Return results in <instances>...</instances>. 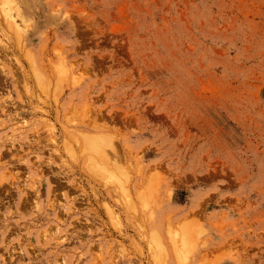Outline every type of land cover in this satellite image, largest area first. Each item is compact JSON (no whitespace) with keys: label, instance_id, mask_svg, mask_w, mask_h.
Here are the masks:
<instances>
[{"label":"rangeland","instance_id":"1","mask_svg":"<svg viewBox=\"0 0 264 264\" xmlns=\"http://www.w3.org/2000/svg\"><path fill=\"white\" fill-rule=\"evenodd\" d=\"M175 240L264 264V0H0V264H180Z\"/></svg>","mask_w":264,"mask_h":264},{"label":"bare ground","instance_id":"2","mask_svg":"<svg viewBox=\"0 0 264 264\" xmlns=\"http://www.w3.org/2000/svg\"><path fill=\"white\" fill-rule=\"evenodd\" d=\"M6 14V13H5ZM7 18L9 19V18H11V16H8L7 15ZM12 23H13V21H12ZM12 26H13V24H12ZM14 27V26H13ZM37 74V73H36ZM35 74V75H36ZM39 74V73H38ZM38 76V75H37ZM37 81L39 82V84L40 85H42V88H46L47 87V85H48V83L46 82V80H44V78L43 77H38L37 78ZM44 86V87H43ZM50 86V85H49ZM85 136V135H84ZM84 136L82 137L83 138V140L85 141V144H86V148L88 147V149H90V151L92 150V151H94L97 155H100L99 157H103V151H104V147H105V145H109V140L107 139V138H105L104 136H99V137H96V136H94V135H91V134H89V135H87V136H85V139H84ZM69 146V145H68ZM73 154H74V151L72 152ZM71 152H70V154H72ZM94 153V154H95ZM102 160V159H101ZM103 160H104V157H103ZM102 160V162H104V163H102V164H106L105 163V161H103ZM108 162V161H107ZM99 164V163H98ZM101 164V163H100ZM101 164V165H102ZM98 166V165H97ZM94 167V168H98L99 167V169H100V171L102 170V171H104V173L105 174H108L107 172H109V171H107L109 168H110V166L106 169L105 167H106V165H102V166H98V167ZM107 166H108V164H107ZM93 168V169H94ZM103 168V169H102ZM98 169V170H99ZM96 173V172H95ZM103 173V175L105 176V174ZM117 173V172H116ZM97 174H99L98 172H97ZM119 174V173H118ZM102 175V174H101ZM114 176H116L115 178H118L117 177V175H115V172H112V173H110V177H112L113 179H114ZM106 177H108V176H106ZM111 178V179H112ZM120 178V177H119ZM117 179L118 181L120 180V181H122L121 180V178L120 179ZM112 179V180H113ZM114 180H116V179H114ZM119 181V182H120ZM120 184H122V183H120ZM119 185V184H118ZM123 186V185H122ZM124 187V186H123ZM122 187V188H123ZM121 188V187H120ZM186 238V237H185ZM155 240V239H154ZM185 240V239H184ZM176 241V240H175ZM155 243L157 242V241H154ZM177 242V241H176ZM174 242V248L176 249V251H177V253L179 254H177V257L179 258V261L178 262H180V264H186L187 263V261H186V258L187 257H184V255H182V253L183 252H181L182 250H181V248H179L178 247V245H179V243L177 242ZM187 242H188V240H187ZM187 242L185 243V241H183V244H184V246L187 244ZM189 245V244H188ZM188 245H186L187 247H188ZM187 247H184V248H187ZM160 249V248H159ZM190 249V248H189ZM187 250H188V248H187ZM191 250V249H190ZM161 252H163V250L161 251ZM188 253V252H187Z\"/></svg>","mask_w":264,"mask_h":264}]
</instances>
